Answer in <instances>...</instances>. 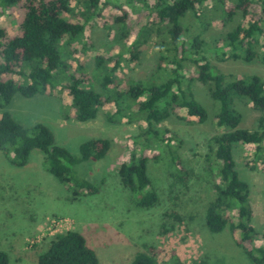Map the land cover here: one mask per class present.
Instances as JSON below:
<instances>
[{"label": "trees", "instance_id": "obj_1", "mask_svg": "<svg viewBox=\"0 0 264 264\" xmlns=\"http://www.w3.org/2000/svg\"><path fill=\"white\" fill-rule=\"evenodd\" d=\"M77 1L84 6L83 16L88 13L85 22L98 15L103 6L100 0ZM211 1L220 8L223 25L229 23L237 11L246 16L253 3L258 5L261 17L225 33L215 48L222 55L220 61L251 62L256 59L257 50L263 48L264 51V0H231L232 7H227L226 0H125L126 5L136 4H133L135 11L146 12V21L138 27L130 58L137 59V47L155 34L159 39L157 67L149 80H129L118 75L123 67L121 54L97 55L94 58L97 90L85 74L83 62L77 63L74 69L69 63L74 53L71 47L83 36L86 24L67 18L71 14V0H26L17 31L10 34L0 26V153L7 156L13 166L22 168L27 165L30 153L38 151L46 170L69 187L74 198L93 195L97 187L76 176L72 169L81 162L102 160L110 151L111 142L87 140L80 145V158L77 159L64 146L56 144L54 134L46 125L36 122L23 127L13 119L6 109L14 95L27 99L50 96L60 85L69 99L67 116L82 124L95 120L105 106L110 109L104 112L108 121L126 119L131 123V110L134 109V115L145 129L144 138L166 141L165 146H169L177 138L158 128L166 119L175 116L194 124L205 123L208 119L207 111L196 100L191 88L194 81L199 82L217 104L218 131L210 136L207 152L215 165L216 196L206 209V227L211 233L228 228L249 261L264 264V243H258L264 235L260 238L251 226L250 188L239 178L233 156L237 147L253 149L250 169L261 166L264 170V80L257 75L243 77L215 71L207 56L211 50L208 43L199 33H191L184 23L188 15L197 18L199 7ZM20 2L0 0V8L8 9ZM125 3L121 1L117 6L122 13L114 17L119 41L129 35L127 15L122 10ZM87 49L88 44L84 43L82 51ZM235 97L260 113L255 129L243 128L242 117L234 108ZM149 146L146 138L140 150H132L129 160L122 162L117 171L121 185L137 195L136 205L145 209L157 203L156 191L147 174L149 159L145 150ZM167 149L174 166L173 176L185 181L188 177L185 168L171 148ZM0 264H8L7 253L3 251H0ZM37 264H98V261L83 236L68 230L53 237L47 250L38 256ZM131 264L158 262L149 249L137 253Z\"/></svg>", "mask_w": 264, "mask_h": 264}, {"label": "rangeland", "instance_id": "obj_2", "mask_svg": "<svg viewBox=\"0 0 264 264\" xmlns=\"http://www.w3.org/2000/svg\"><path fill=\"white\" fill-rule=\"evenodd\" d=\"M121 1L125 3V0H100L101 11L85 22L88 13L83 16L84 6L71 0V14L67 18L86 24L83 36L71 47L74 53L69 63L74 69L77 63L83 62L84 72L97 90L98 74H94L97 55L121 54L123 67L118 75L129 80H149L157 67L159 39L155 34L137 47V59L130 58L138 27L146 21L144 10L133 9L135 3L122 4L129 35L123 41L117 40L119 30L114 17L122 13L117 9ZM25 2L21 0L14 7L0 8V26L10 34L17 31ZM226 4L233 6L231 0H226ZM199 11L197 18L188 15L184 23L191 33H199L208 43L211 50L207 56L214 70L243 77L257 75L264 80L263 48L257 50L258 57L251 62L220 61L222 55L215 51L225 33L261 17L258 5L253 3L246 16L237 11L226 25L220 20V8L215 1L204 3ZM84 43L88 44L86 51H82ZM191 88L196 100L207 111L208 119L202 124L187 123L175 116L166 119L158 128L177 138L169 146H165L166 141L144 138L145 129L134 115V109L131 110V123L126 119L108 121L104 112L110 109L105 106L95 120L82 124L67 116L69 99L60 85L50 96L27 99L15 94L6 109L13 119L23 127L36 122L46 125L54 134L56 144L64 146L75 158H80V145L90 139L109 140L111 149L102 160L81 162L73 167L76 176L98 190L93 195L78 198L46 170L38 151L30 153L27 165L22 168L13 166L8 157L0 153V251L7 253L8 264H37L38 256L60 233L55 232L58 226L52 227L53 221L57 224L64 219L70 230L76 229L83 236L87 247L95 252L98 264H131L137 253L149 249L158 264H252L235 244L228 228L211 233L206 227V209L216 196L215 165L207 152L210 136L218 131L217 104L204 85L194 81ZM234 99H237L234 108L242 117L243 128L255 129L260 113L239 102L240 98ZM146 138L150 143L145 150L149 159L147 174L157 194V203L149 209L136 205L137 195L121 185L117 172L119 165L129 160L132 150H140ZM167 147L185 168L188 174L185 181L173 176L174 166ZM252 151L240 146L233 156L239 178L249 185L251 226L261 238L264 235V170L261 166L250 169ZM66 227L64 225L60 231L65 232ZM258 243L263 244L264 238Z\"/></svg>", "mask_w": 264, "mask_h": 264}, {"label": "built area", "instance_id": "obj_3", "mask_svg": "<svg viewBox=\"0 0 264 264\" xmlns=\"http://www.w3.org/2000/svg\"><path fill=\"white\" fill-rule=\"evenodd\" d=\"M61 224H63V225H61ZM64 225L67 226V227L64 229V231H68V230H70V228L68 227L67 219L61 220V221H59V223H57V224H54V221H53V225H52V227L58 226V229L55 230V232H58V231H59L60 233H62L63 231H60V228H62ZM60 233H57V234H60Z\"/></svg>", "mask_w": 264, "mask_h": 264}, {"label": "crops", "instance_id": "obj_4", "mask_svg": "<svg viewBox=\"0 0 264 264\" xmlns=\"http://www.w3.org/2000/svg\"><path fill=\"white\" fill-rule=\"evenodd\" d=\"M63 217H68V216H63ZM39 222H41V221H39ZM76 225H77V223L75 222V227H76ZM35 230V229H34ZM75 231H76V229H74ZM48 248V247H47ZM47 250V249H46ZM45 250V251H46ZM43 253V252H42Z\"/></svg>", "mask_w": 264, "mask_h": 264}]
</instances>
